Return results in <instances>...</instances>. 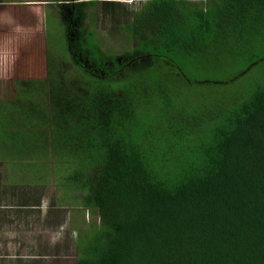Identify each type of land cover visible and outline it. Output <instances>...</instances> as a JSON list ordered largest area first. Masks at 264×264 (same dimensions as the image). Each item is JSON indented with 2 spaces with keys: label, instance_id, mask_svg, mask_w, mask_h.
Masks as SVG:
<instances>
[{
  "label": "trees",
  "instance_id": "16d2710c",
  "mask_svg": "<svg viewBox=\"0 0 264 264\" xmlns=\"http://www.w3.org/2000/svg\"><path fill=\"white\" fill-rule=\"evenodd\" d=\"M53 1L13 64L0 156L97 218L76 264H264V0ZM99 5L130 49H108Z\"/></svg>",
  "mask_w": 264,
  "mask_h": 264
},
{
  "label": "rangeland",
  "instance_id": "374dc122",
  "mask_svg": "<svg viewBox=\"0 0 264 264\" xmlns=\"http://www.w3.org/2000/svg\"><path fill=\"white\" fill-rule=\"evenodd\" d=\"M123 3H127L124 4L125 8L131 9V7H136L134 4L139 6L141 2L127 0ZM58 4L61 3L53 0H0V103L6 102V95L11 87V76L15 77L13 64L14 66L18 65L21 50L27 44L39 43L35 28L41 21V26L46 31L47 24L44 22V17L49 25H54V18L49 16L57 15ZM96 12L97 30L108 49L114 53H122L130 49L131 44L127 41V34L123 28V25L129 23V20L125 23V17L118 16L116 20H105L106 23H104L105 18L100 5ZM87 13L89 17L90 15L93 16L95 9L91 8ZM56 33H58V37L52 39L60 40L63 34L62 30L58 29ZM253 73L250 78L258 75V71ZM2 117L3 115L0 113V124L3 122ZM13 159L10 160L13 161ZM27 165L30 167V163ZM7 173H13V176L15 175V178L20 182L29 183L28 187L38 188L43 185L40 202L44 206L43 212L46 217L42 216L31 227L29 225L23 226L21 221L20 229L16 233H12L13 237L0 239V264H76L78 259L77 229L88 230L90 226L95 225L97 218L79 208H68L66 201L61 199L62 190L55 185L56 181L53 175L43 172L39 174L34 172V169L24 168L20 163L11 166ZM31 190L32 188L18 189L19 199L14 204L18 205L19 210L28 212L33 210L30 207L35 203V198L30 193ZM34 194L38 197V193ZM22 196H25L24 204L22 203ZM34 239L39 240L38 247H34ZM17 240L21 246L18 247L19 249L15 245ZM33 247L35 248L33 254L37 253L35 257L24 258L20 255L24 251L32 253Z\"/></svg>",
  "mask_w": 264,
  "mask_h": 264
},
{
  "label": "crops",
  "instance_id": "0c3cea01",
  "mask_svg": "<svg viewBox=\"0 0 264 264\" xmlns=\"http://www.w3.org/2000/svg\"><path fill=\"white\" fill-rule=\"evenodd\" d=\"M11 166H13V164L8 161V159H2V157L0 156V239H2V237H13L12 233H16L20 229V224H22L21 221L24 224L23 226L29 225V227H31L32 225H34V223H37V221H39L42 216H45L43 212L44 206H42V203L40 202V199L42 200L41 197L43 187H28L27 185H30L29 183L20 182L19 180H17V178H15V175L13 176V173H7V170L11 169ZM25 188H32L33 190H31L30 193H32V195L34 196L35 203L31 207L29 206L30 208H33L31 212L19 210L18 205L14 204L15 202H18L19 199L18 189L20 190ZM34 193H38V197ZM22 197V203L24 204V202L26 201L24 198L25 196ZM33 244L34 247H38V244H40V242L39 240L34 239ZM15 245L17 248L21 247L18 240L15 242ZM34 247L31 250L32 253H27L26 251H24L20 253V255L24 258L35 257L37 253L33 254V251L35 250Z\"/></svg>",
  "mask_w": 264,
  "mask_h": 264
}]
</instances>
